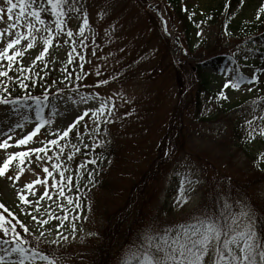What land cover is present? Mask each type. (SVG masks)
<instances>
[{"label":"rangeland","instance_id":"1","mask_svg":"<svg viewBox=\"0 0 264 264\" xmlns=\"http://www.w3.org/2000/svg\"><path fill=\"white\" fill-rule=\"evenodd\" d=\"M223 1L178 0L179 9L193 16V23L185 28L168 6L143 7L134 0H73L65 11L61 30L52 21L48 27L31 30L35 37L31 48L25 47L26 39L14 46L24 54L8 74L16 77L20 67L36 65L45 89L60 82L65 92L56 101L53 117L27 144L17 145L15 140L40 123L34 116V106L30 102L25 107L0 104V121H10L13 127L22 125L8 132L10 124L0 123V131L7 133L0 140L12 137L7 149L0 148V165L11 153L30 152L33 147H41L40 141L56 139L58 130L62 132L87 112L68 137L49 146L52 159H46L43 153L40 160L35 153L14 158L0 176V203L37 240L65 250V258L55 264H93L106 236L114 246L108 252L111 259L114 257L112 264H148L144 252L162 256L156 250L157 242H170L185 228L198 227L196 222L204 217L213 220L209 210L219 212L218 224L227 225L225 230L230 234L246 232L251 224L257 235L255 210L264 214V135L260 134L264 104L258 108L254 103L264 98V56L257 52L263 50L264 43L230 37L232 34H226L219 23L198 22L200 16ZM236 4L230 16L233 26L252 25L263 15L264 0H237ZM0 8L5 9L0 20L2 31L9 24L5 0H0ZM16 13L14 9L12 22ZM85 17L88 23L80 33ZM25 19L33 22L28 16ZM48 29L53 34L52 43L45 57L32 64L49 38ZM69 30L72 37L66 35ZM17 31H25L23 23L0 38V50ZM221 41L231 48L232 56L220 71L205 73L208 92H203L198 88L196 65L204 62L206 52L218 51ZM200 44L209 48L196 52ZM0 63L7 71V61ZM256 63L261 65L258 70ZM254 74L261 85L256 80L249 82ZM240 75L244 79L239 88L224 87L226 80ZM101 79L108 82L97 86ZM221 91L226 98L219 97ZM101 103L107 108L94 117L91 110ZM245 137L250 140L243 146ZM93 144H108L112 151L99 158L101 180L90 187L86 175L91 172L94 176V171L79 168L77 176L78 168L68 164L66 153L71 151L76 157ZM21 159L23 164L19 163ZM52 163L59 167L53 169ZM45 166L51 175L43 172ZM21 167L23 172L16 179ZM61 173L72 177V187L90 188L79 207L64 198L71 197L70 187L64 188V182V196L59 194ZM37 179L40 183L32 190L24 189L26 183ZM53 181L58 187H52ZM45 187L48 195L41 200ZM21 191L28 193L31 204L19 200L17 193ZM60 205H64L63 211ZM33 215L47 223L41 225ZM109 229L114 235H108ZM146 234L153 237L151 242L145 239ZM231 247L238 256L239 245ZM6 251L0 250V256L5 257L3 264H18L19 253L8 256ZM212 259H217L214 248L204 264ZM24 264L48 261L24 257Z\"/></svg>","mask_w":264,"mask_h":264},{"label":"snow or ice","instance_id":"2","mask_svg":"<svg viewBox=\"0 0 264 264\" xmlns=\"http://www.w3.org/2000/svg\"><path fill=\"white\" fill-rule=\"evenodd\" d=\"M66 0H46V3L50 6V10L53 15L56 16H63L64 9L62 8V4H64ZM6 4V12L9 20L8 28L0 31V38L4 36L10 35L9 29H17L22 23L23 27L25 29L24 32L17 31L14 36H11V38L8 39L6 46L3 47L2 50H0V61H7V71L3 70L5 65L0 63V77H6L9 81L15 79L19 82L20 87L26 88L28 87L27 84L24 83L23 80L20 79V76L12 77L8 75V72L11 71L13 64L16 62L18 57L23 56V52L14 49V46L19 45L21 43V40L26 39L28 43L25 45L26 48H31L33 46L32 41L35 39L34 36L31 35V30L35 28V24L25 19V14L29 17L35 18V21L37 23L43 24L45 23V20L41 16L40 9L36 8L34 6V0H18V2H14V0H5ZM19 8V11L16 13L15 16V22L13 21V10ZM30 9V11H29ZM261 9H264V5H261ZM5 9L0 8V20L3 19ZM88 21L87 18L83 20V22L80 25L79 32L82 33L84 31L85 25H87ZM62 23L58 19L55 27L57 30L62 29ZM49 32V38L44 40L43 50L39 52V55L35 57L34 60H32V64H35L37 61L42 60L49 48V45L52 43V37L53 34L51 33V30L48 29ZM68 37H72L73 33L72 31H68L66 33ZM199 35V33H198ZM10 50L11 53H10ZM83 59V57H81ZM72 57L69 55L68 62L71 63ZM21 75L23 74V68L20 69ZM99 75V73H97ZM77 79H80V77H77ZM244 77L242 75L235 77L231 80H226L224 87L227 88L231 86L232 88H239L240 84L243 82ZM257 79L256 75L254 74L251 77V81H255ZM107 80H99L98 85L106 84ZM250 90V89H249ZM0 91L7 92L8 86L6 84H3V81H0ZM47 91V89H45ZM219 97H224L223 91H221L219 94ZM47 98V97H45ZM18 99V98H17ZM34 99H36L34 97ZM111 99V98H109ZM0 104L8 105L9 100L6 97H0ZM107 108V105L104 103H101L100 106L96 109H92V115L94 117H98L102 115ZM109 114H111V109H108ZM87 115V112L84 113V116ZM37 116H39V109L37 110ZM84 116H77L76 120H74L72 123H70L67 128H65L62 132L59 130L56 133L57 138L46 140V141H40L41 147H33L30 149V152H14L7 156L6 159L3 160L2 165H0V176L4 175L10 161H12L14 158L18 157H28L30 154L35 153L36 159L40 160L41 156L40 154L43 153L46 159H52L51 156L48 155L50 148L49 146H55L58 143V140L62 138H66L69 136L70 132L72 131L75 123L82 120ZM8 122L10 124L8 128V132L14 131L15 128L22 127L20 123H16L13 126H11L10 121H0V123ZM250 123V122H248ZM43 125L41 123H36L35 127L27 132L26 135H23L22 138L15 140V144L21 145V144H27L30 139H32L36 134L40 131L41 127ZM99 125H97L98 127ZM260 134L264 135V128L260 129ZM7 135V133H4L0 131V136ZM51 135V133H50ZM79 135V133H77ZM249 136H251V132L249 133ZM12 137L10 135L7 136V140H0V148L7 149L9 147L8 141H10ZM99 143V142H98ZM96 144H93L92 147H96ZM78 150V149H77ZM69 159H71V154L68 156ZM20 164L24 163V160H19ZM90 163L95 164L96 161L92 160ZM51 167L53 169H56L59 167L56 163H52ZM23 172V168L21 167L19 171L16 173V179H19V176ZM43 172L47 175H51L49 172V169L47 166L43 168ZM77 176L80 175L79 169H77L76 172ZM8 179H13L12 176H8ZM67 179L68 181L72 180L71 176L65 177L64 173L60 174V195L64 196V189H63V181ZM88 179H92V173H88ZM37 183H40V180L37 179L35 181H32L31 183H26L23 187L24 189L32 190L33 186ZM52 187H58L56 181L52 182ZM78 191V189H77ZM35 194V193H33ZM28 193L26 192H18L17 196L19 200L23 204H31L32 201L27 199ZM48 195V189L45 187V190L42 194H40V199H44ZM50 199V197H48ZM68 204H73L75 207H79V202L73 201V199L70 196L64 197ZM39 203L40 201H36V211H39ZM62 211L64 210V205L59 206ZM0 209H3V212H0V233H3L5 237L9 235V232H11V241L8 239H5L3 241H0L5 244H12V247L9 251L5 252V255L10 256L12 253H19L20 259L18 261V264H24V257L26 256L25 248L22 247L25 243L24 239L22 238L21 234L17 231V225L21 229H23L24 233L29 232V228L24 225L21 221L16 219L15 214L10 212L3 203H0ZM4 213H7V217L4 215ZM50 218L51 213H49ZM8 217H11L12 219H8ZM33 220H38L39 218L35 215L32 216ZM64 219H67V215H64ZM39 223L41 225H44L47 223V220L39 219ZM197 226H190L188 228H185L183 233H177L176 236L170 241V242H157L155 244L157 252L163 253L162 256H156L151 255L147 251L144 252V257L147 260L148 264H204V259L209 253L210 250L213 248L215 249V257L217 259H212L208 261V264H264V244L260 243V241L257 240L255 231L252 229V225H249L248 231L246 232H233L230 234L229 231L225 230L227 228V225H219L214 220H211L208 217H204L202 220H198ZM60 225H57L59 227ZM73 231H75V225H73ZM190 233V235H189ZM58 236L60 235L59 232L56 233ZM41 236H43V233H41ZM182 236V239H181ZM223 237V240H222ZM66 238V237H62ZM145 239L149 242L153 240V237L151 235H145ZM161 241L164 240L163 237L160 238ZM222 243H216L214 245L213 242H221ZM239 245V255H235L232 252V245ZM41 255L45 260L48 261V264H55L54 259H48V256H44L43 252H41ZM5 257L0 256V264H3ZM15 264V262H14Z\"/></svg>","mask_w":264,"mask_h":264},{"label":"trees","instance_id":"3","mask_svg":"<svg viewBox=\"0 0 264 264\" xmlns=\"http://www.w3.org/2000/svg\"><path fill=\"white\" fill-rule=\"evenodd\" d=\"M137 4L145 7L146 5L150 7V5H158V6H168L173 12L177 13L179 16L180 21L182 24L185 25V28L193 23V16L191 14H184L178 6V0H134ZM237 0H224L223 3L218 8L210 9L209 12L204 13L202 16H200L198 22L199 23H219L220 27L222 26L226 29V34L230 35L232 34L233 38H251L250 41L253 43H264V11L262 17L256 21L252 25H232L230 16L232 9L237 5ZM14 2H18V0H14ZM73 3V0H66L64 4H62V8L64 9L63 16H56L53 15L50 6L46 3V0H34V6L38 9H40L41 16L45 20V23L40 24L35 21V18L31 17L33 19V23L35 24V28H38L40 26H50L52 21L57 22L59 19L61 23L63 22L65 16L67 15V9L69 5ZM17 11H19V8H16ZM30 11V9H29ZM66 11V12H65ZM27 15V14H25ZM218 25V26H219ZM234 29V30H233ZM232 30V31H231ZM220 39V35L218 36ZM205 48H209V46L205 44H200L196 47V52H204L206 51ZM187 50V48H186ZM218 51L213 50L210 53H205L206 58L204 62L200 65H196V72L199 75L200 81L198 83V88L203 92H208V84L205 81V73L207 71H219L222 69V67L227 63V60L231 58L232 51L231 48H229L228 45H224V42L221 41V45L218 46ZM259 54H262L264 56V48L263 50L257 51ZM36 66V65H35ZM35 66L32 67H20L17 72V76H20V79L24 81L25 84L28 85V87L23 88L20 87V85H17L16 82L13 80L9 81L6 77H0V81H3V84H6L8 86V91H0V97H6L9 100V104L14 105L16 107H25L27 102H31L35 107V115L37 116V110L39 109V116H37L41 121H45V119L52 118L54 109H55V103L57 100H59L64 94L65 89L63 88V84L60 82H53L52 87L50 90L45 91V88L43 87L42 80L38 77ZM261 65L255 64V68L258 70ZM23 68V74L21 75L20 69ZM207 74V73H206ZM11 76L10 74H8ZM256 75V74H255ZM257 77V76H256ZM204 78V79H203ZM251 79V78H249ZM258 84L261 85V82L256 80ZM19 84V82H18ZM264 92V87H263ZM34 97L36 99H34ZM47 97V98H45ZM18 98V99H17ZM264 104V98L260 99L256 103H254L255 106L258 108L260 107V104ZM264 113V108H263ZM238 134V133H237ZM250 140V137H245V140L241 143L243 146L247 145V142ZM96 147H92V145H88L85 149L81 150L79 154L71 159L68 158L69 154L67 153V160L69 164H75L76 168H86L89 167L94 171V176H92V179H88V175H86L87 179L92 182L90 187L95 186V183L100 181V175L102 174L98 160L101 156H107L111 153L112 147L108 144H96ZM72 155V154H71ZM95 160L96 163L92 164L90 161ZM76 171V170H75ZM64 188L70 186V183L64 180L63 181ZM71 187V186H70ZM78 189V191H77ZM71 197L78 202L82 201L84 198L88 197V193L90 192V188L88 189H81L78 187H72L71 189ZM10 211V210H9ZM0 212H3V209H0ZM209 215L212 217V219L218 224H220V214L217 210H209ZM4 215L7 217V213H4ZM255 217H256V230L257 235L256 238L260 243L263 244L264 240V214H262L259 210H255ZM8 219H12L11 217H8ZM17 219V218H16ZM19 220V219H18ZM20 221V220H19ZM23 223V222H22ZM24 224V223H23ZM118 226V224H114ZM17 231L21 234L22 238L24 239L25 243L21 245L25 248L26 251V258L28 259H38L43 258L41 255V252H43L44 256H48V259H54L55 261H61L65 258L66 253L65 250L61 247L54 246L50 243L41 242L37 240L29 230L28 233H24L23 229L17 225ZM108 235H114L113 230L109 229ZM5 239H8L11 241V232H9V235L5 237L3 233H0V241H3ZM223 240V237H222ZM221 242L219 243H222ZM112 244V240H110L109 236H106L104 239V243L102 246H105L103 253H101V247L97 253V258L93 264H112L115 260L114 257L111 259L108 252L114 248ZM12 247V244H5L0 242V250L2 249H8L10 250Z\"/></svg>","mask_w":264,"mask_h":264}]
</instances>
